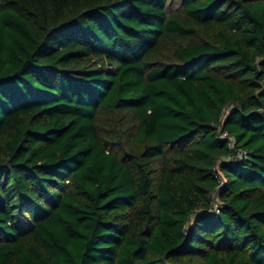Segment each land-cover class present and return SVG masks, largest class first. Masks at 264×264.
Wrapping results in <instances>:
<instances>
[{"label": "trees", "instance_id": "trees-1", "mask_svg": "<svg viewBox=\"0 0 264 264\" xmlns=\"http://www.w3.org/2000/svg\"><path fill=\"white\" fill-rule=\"evenodd\" d=\"M0 264H264V0H0Z\"/></svg>", "mask_w": 264, "mask_h": 264}, {"label": "built area", "instance_id": "built-area-1", "mask_svg": "<svg viewBox=\"0 0 264 264\" xmlns=\"http://www.w3.org/2000/svg\"><path fill=\"white\" fill-rule=\"evenodd\" d=\"M225 137V136H224ZM212 216L216 217L218 213L217 204H214L212 210L209 212Z\"/></svg>", "mask_w": 264, "mask_h": 264}]
</instances>
